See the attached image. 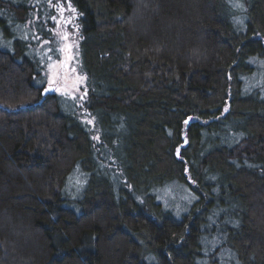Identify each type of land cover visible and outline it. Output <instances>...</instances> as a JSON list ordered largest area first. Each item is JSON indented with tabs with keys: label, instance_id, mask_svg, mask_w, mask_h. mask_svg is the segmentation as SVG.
<instances>
[{
	"label": "trees",
	"instance_id": "1",
	"mask_svg": "<svg viewBox=\"0 0 264 264\" xmlns=\"http://www.w3.org/2000/svg\"><path fill=\"white\" fill-rule=\"evenodd\" d=\"M28 1L0 0V264H264V0H68L83 101L42 97Z\"/></svg>",
	"mask_w": 264,
	"mask_h": 264
},
{
	"label": "rangeland",
	"instance_id": "2",
	"mask_svg": "<svg viewBox=\"0 0 264 264\" xmlns=\"http://www.w3.org/2000/svg\"><path fill=\"white\" fill-rule=\"evenodd\" d=\"M27 3L30 10L27 14L25 30L30 34L32 41L38 44L35 50L38 53L49 54L48 57H50V61L45 66L47 77L42 82L46 86H54V94H66L81 100L84 95L85 78L78 64L80 34L76 12L68 0H29ZM46 19L51 22V35L47 36L48 39H41L37 28L38 25L44 28L41 22L45 24ZM1 33L2 36H7L6 31ZM50 38H53V42L57 44L59 54L55 52L53 54ZM78 114L81 115L83 122L93 129V122L88 120L87 113L80 110ZM123 147L124 144H119L114 151V155L111 156L114 162L123 161L124 155L120 151H123Z\"/></svg>",
	"mask_w": 264,
	"mask_h": 264
},
{
	"label": "water",
	"instance_id": "3",
	"mask_svg": "<svg viewBox=\"0 0 264 264\" xmlns=\"http://www.w3.org/2000/svg\"><path fill=\"white\" fill-rule=\"evenodd\" d=\"M55 87L54 86H46L44 90L41 92L42 97L49 96L54 93Z\"/></svg>",
	"mask_w": 264,
	"mask_h": 264
},
{
	"label": "snow or ice",
	"instance_id": "4",
	"mask_svg": "<svg viewBox=\"0 0 264 264\" xmlns=\"http://www.w3.org/2000/svg\"><path fill=\"white\" fill-rule=\"evenodd\" d=\"M237 7H239L240 5H236Z\"/></svg>",
	"mask_w": 264,
	"mask_h": 264
}]
</instances>
